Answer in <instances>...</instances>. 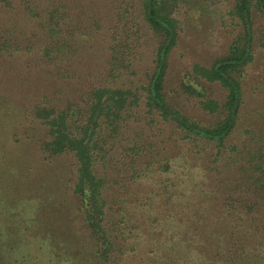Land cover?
<instances>
[{
    "label": "trees",
    "instance_id": "16d2710c",
    "mask_svg": "<svg viewBox=\"0 0 264 264\" xmlns=\"http://www.w3.org/2000/svg\"><path fill=\"white\" fill-rule=\"evenodd\" d=\"M186 1L0 0V129L8 89L20 87L14 80L1 90L6 62L37 63L53 77V85L56 80L66 85L73 77L66 63L92 43L87 37L94 29L87 28L102 19L108 23L103 66L108 82L86 80L76 92L55 87L14 102L22 116H17V125L45 126L46 137L39 143L43 159L69 156L75 209L93 242L94 258L103 264H118L131 254L149 226L144 222L159 218L147 214L139 220L134 206L153 207V198L160 196L163 215H173L174 201L183 195L182 183L194 176L188 174L193 165L212 182L207 194L218 206L211 209L213 216L230 220L227 243L216 247L215 260L235 264L238 256L264 252V131L243 126L240 134L234 132L244 99V67L253 58V21L258 14L264 16V0H203L227 2L234 32L224 53L208 65L191 63L188 76L196 82H217L223 93L221 98L206 95L200 82V87L185 81L179 85L197 97L201 110L216 115L211 121L181 112L164 92L167 56L179 27L176 13ZM18 17L35 24L25 28ZM131 20L140 21L133 31ZM146 33L155 42L151 65L140 72L133 63L140 57L136 44ZM261 33L259 44L264 46V29ZM129 73L133 78L123 79ZM26 131L19 137L13 130V144L32 139Z\"/></svg>",
    "mask_w": 264,
    "mask_h": 264
},
{
    "label": "rangeland",
    "instance_id": "374dc122",
    "mask_svg": "<svg viewBox=\"0 0 264 264\" xmlns=\"http://www.w3.org/2000/svg\"><path fill=\"white\" fill-rule=\"evenodd\" d=\"M227 5V2L207 4L203 0H187L184 5L179 6L176 13L179 27L175 43L167 56L164 92L167 99L176 104L181 112L201 121H211L216 115L201 110L197 97L189 95L179 84L181 81L193 82L197 87L201 84L206 95L221 98L223 89L217 82H207L202 78L196 82L188 76V72L191 63L208 65L225 52L227 42L234 32V25L231 23L233 18L227 13ZM17 20L25 28L35 24L20 17ZM131 23L133 31L138 23L134 20ZM253 23V58L244 67L241 86L244 99L239 108L240 122L234 131L238 134L243 126L264 131V46L259 44L264 29V16L256 15ZM107 24L102 19L98 26L91 24L87 28L89 31L94 29L90 33L93 36L87 37L92 43L73 58L70 64L66 63L73 73L66 85L59 80L53 85V77L50 78L36 62L32 66L23 65V61L6 62L7 71L1 90L8 89L7 85L14 80L20 81V87L15 91L12 86V91L8 89L9 103L5 107L6 116L3 117L5 123H1L0 129L3 133L0 134V258L3 257L4 264H103L100 259L94 258L93 242L88 236L81 214L75 209L76 201L68 181L71 162L69 156L57 155L50 161L43 159L39 143L46 137L45 126L24 122L17 125V116L21 115L19 103L14 102H22L23 98L30 100L38 93L55 87L65 89L67 93L76 92L78 85L85 84L86 80L108 82L107 75L104 74L105 68L103 69ZM141 28L145 30L142 26ZM154 42V38L147 33L143 36L141 34L136 44L140 57L136 65L133 63L137 71L151 65L150 54ZM139 75L140 73L137 77ZM125 78L133 76L129 73L123 76ZM14 95L15 99L11 101L10 97ZM13 130L19 132L14 135L19 137L24 136V130H27L32 139L13 144ZM233 140L234 138L228 139L231 142ZM190 168L188 174L194 176L182 183L184 189L180 186L183 195L174 201L176 209L171 217L163 215L160 196L153 198V207L134 206L132 210L139 220L145 219L147 214L159 218L152 223L144 222L149 226L137 239L136 248L131 254L124 255L118 264H167L173 259L183 261L185 257L183 264H221L215 260L213 252L217 246L223 247L227 243L230 220L213 216L211 209L218 206L207 194L211 191L209 184L212 182L199 174V165ZM183 177L185 178L184 175ZM145 188L147 187L143 186ZM235 264H264V252L257 257L238 256Z\"/></svg>",
    "mask_w": 264,
    "mask_h": 264
}]
</instances>
